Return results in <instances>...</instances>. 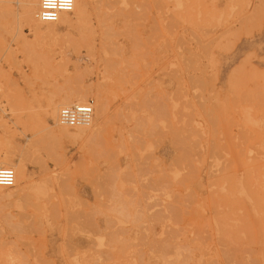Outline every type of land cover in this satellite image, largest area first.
Returning <instances> with one entry per match:
<instances>
[{
	"label": "rangeland",
	"instance_id": "374dc122",
	"mask_svg": "<svg viewBox=\"0 0 264 264\" xmlns=\"http://www.w3.org/2000/svg\"><path fill=\"white\" fill-rule=\"evenodd\" d=\"M21 1L0 153L31 179L0 193V264H264V0H77L41 41ZM80 89L105 123L57 142L49 106Z\"/></svg>",
	"mask_w": 264,
	"mask_h": 264
},
{
	"label": "bare ground",
	"instance_id": "6f19581e",
	"mask_svg": "<svg viewBox=\"0 0 264 264\" xmlns=\"http://www.w3.org/2000/svg\"><path fill=\"white\" fill-rule=\"evenodd\" d=\"M11 0H0V16L3 15H7L10 12V5H11ZM40 3L41 0H22L21 1V8H22V16L24 21H25V25L34 32V35L36 36V39L39 41L41 40H45L46 38H50V39H55L56 38V34H54L55 31V27L59 24H68L71 27H74L76 25H78L88 14V6H89V2H84L82 5L79 4V2L77 0H75V8L74 11L72 13H74V17L75 20H73L72 18L69 17V15L71 14H62L60 19L56 22V23H48V24H44L41 23L38 19V15H39V11H40ZM105 6V5H104ZM13 13H11L12 15ZM14 16V15H13ZM88 16V15H87ZM86 20V19H85ZM41 24L46 25L48 28L45 32H42L41 30ZM83 24V23H82ZM46 29V28H45ZM78 29V28H77ZM199 29V28H198ZM193 31V30H192ZM106 33V32H105ZM108 34V32H107ZM112 35V34H111ZM184 44V43H183ZM190 61V60H189ZM191 80V79H190ZM203 83V82H202ZM201 83V84H202ZM7 89V88H6ZM5 91V90H4ZM9 91V90H7ZM6 92V91H5ZM4 92V93H5ZM6 95V94H5ZM8 95V93H7ZM9 97V96H8ZM52 100V99H51ZM51 100L49 102H51ZM87 102V95L86 92L82 89L80 90H74L72 92H70L69 94L65 95V97L62 99L61 103L57 106L51 104L49 106L50 110L48 111L49 114H51V116L54 118L55 123L57 125H60L59 123V113L61 111L62 108L65 107H72V106H77V105H82V104H86ZM94 103V102H93ZM18 104V103H17ZM182 105V104H181ZM60 106H64L60 109L59 111V107ZM11 108L13 106H10ZM124 107V106H123ZM94 119H93V123L95 124L96 127H100L103 125V123H105V119L107 116V107H106V103L103 101V98H99L97 105H94ZM5 110V109H4ZM13 111V110H12ZM180 111V110H179ZM18 115V113H16ZM22 114V113H21ZM119 115V114H118ZM120 117V116H119ZM158 117V116H157ZM19 118V117H18ZM192 118V117H191ZM193 119V118H192ZM138 120V119H136ZM100 121V122H99ZM92 123V124H93ZM188 123V122H187ZM137 124V123H136ZM140 125V124H139ZM61 126V125H60ZM94 126V127H95ZM91 127V126H90ZM90 127L87 128H76V129H70V130H75L74 133L69 132V128L67 127H60V134H52L53 138L58 142L61 138L63 137H67L69 136L70 138V134L75 137V138H81L84 136H89V137H94V133L88 135L87 134V129H90ZM135 127V126H134ZM167 127V126H166ZM126 129V128H125ZM140 129V128H139ZM152 131V130H151ZM159 132V131H157ZM156 134V132H155ZM153 135V134H152ZM162 135V134H160ZM136 137V136H135ZM55 155V154H54ZM22 158V156H21ZM15 159V155H14V151L11 152H3L0 153V167H8V166H12L16 173V182H15V186L12 188L14 189L15 187L17 188V186L20 183V179H23L26 183L30 181L31 177L27 168V165L25 163L22 162L21 165H17L15 163H13V160ZM57 160V159H56ZM27 161V160H26ZM11 168V167H10ZM44 179V178H43ZM47 180V179H46ZM50 181V180H48ZM32 183V182H31ZM51 183V181H50ZM62 185V184H61ZM50 186V185H49ZM51 187V186H50ZM27 188V187H26ZM30 188V187H29ZM69 190V189H68ZM4 190H0V193H2ZM24 195V194H23ZM22 195V196H23ZM27 195V194H26ZM30 197V196H29ZM52 197V196H51ZM24 199V198H23ZM46 200V199H45ZM27 204V203H26ZM52 205V204H51ZM53 210V209H52ZM53 211H57V210H53ZM93 212V211H92ZM76 213V212H75ZM59 214V213H58ZM80 215V214H79ZM93 215V214H92ZM53 216V215H52ZM57 216V214L55 215ZM74 216V215H73ZM82 216V215H80ZM77 217V216H76ZM86 217V216H85ZM93 217V216H92ZM90 217V218H92ZM72 218V217H71ZM81 218V217H80ZM79 218V219H80ZM83 218V217H82ZM75 219V218H74ZM76 220V219H75ZM74 220V221H75ZM85 220V219H84ZM87 220V219H86ZM85 220V221H86ZM93 220V219H92ZM40 223V221L38 222ZM88 223V222H86ZM85 223V225H86ZM80 225V224H79ZM91 225V222H90ZM89 225V226H90ZM38 226V225H36ZM96 227V226H95ZM41 229V228H40ZM86 229V228H85ZM39 230V229H38ZM89 233V232H88ZM67 237V236H66ZM71 237V236H70ZM4 243V242H3ZM94 244V243H93ZM4 245V244H3ZM2 245V246H3ZM4 250V249H1ZM10 250V249H9ZM16 253V252H15ZM9 255V254H8ZM83 256V254H82Z\"/></svg>",
	"mask_w": 264,
	"mask_h": 264
},
{
	"label": "built area",
	"instance_id": "2783aa9c",
	"mask_svg": "<svg viewBox=\"0 0 264 264\" xmlns=\"http://www.w3.org/2000/svg\"><path fill=\"white\" fill-rule=\"evenodd\" d=\"M75 0H41L38 19L41 23H56L62 14L74 11ZM94 103L62 108L59 123L69 129L90 127L94 119ZM16 173L13 168L0 167V190L12 189L15 186Z\"/></svg>",
	"mask_w": 264,
	"mask_h": 264
}]
</instances>
